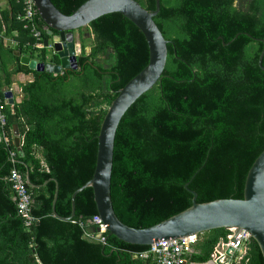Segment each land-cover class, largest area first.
Masks as SVG:
<instances>
[{
    "label": "trees",
    "instance_id": "1",
    "mask_svg": "<svg viewBox=\"0 0 264 264\" xmlns=\"http://www.w3.org/2000/svg\"><path fill=\"white\" fill-rule=\"evenodd\" d=\"M51 1L71 14L86 0ZM137 1L147 10L155 8V0ZM153 19L168 41L166 64L160 81L122 116L111 172L113 209L136 228L190 206L192 194L185 184L197 193L196 202L242 198L246 174L264 149V69L258 65L264 0H160ZM35 21L47 38L38 14ZM15 27L21 42L31 41L20 22ZM86 27L93 43L86 53L79 35L76 69L59 74L28 70L33 79L22 85L21 102L12 108L4 104L0 264H151L136 256L148 245L124 242L107 231L105 243L87 236L97 214L90 187L76 194L72 217L52 214L57 183L55 211L70 216L73 191L92 176L96 137L108 105L148 61L142 32L122 14L102 15ZM37 56L57 61L55 56L46 59L44 49ZM14 123L21 157L13 143ZM13 168L30 180L31 213L38 224L29 228L8 181ZM226 233L224 228L198 233L188 261H208ZM235 264H264L253 239Z\"/></svg>",
    "mask_w": 264,
    "mask_h": 264
},
{
    "label": "water",
    "instance_id": "2",
    "mask_svg": "<svg viewBox=\"0 0 264 264\" xmlns=\"http://www.w3.org/2000/svg\"><path fill=\"white\" fill-rule=\"evenodd\" d=\"M44 29L52 40V51L46 57L55 56L56 62L39 61L29 55H20L22 70L47 71L53 74L62 73L78 67L75 33L88 26L94 19L112 12H118L130 20L142 32L148 47L146 65L118 89L116 96L108 105L97 134V150L92 176L71 195V214L61 217L55 211L58 193L52 200V214L60 219H68L75 213V196L82 189L90 187L97 214L109 235L138 245H151L159 240L175 239L189 234H198L215 228L228 229L235 227L236 232L245 229L250 233L264 259V149L254 159L244 181L243 197L222 198L207 202H196L197 193L185 184L192 194V204L187 208L147 227L136 228L123 223L116 215L111 199V172L113 148L117 126L126 110L145 92L160 81L167 60V40L158 28L153 17L160 9V0H155V8L147 10L137 0H86L71 14L62 13L51 0H33ZM257 39V38H256ZM258 57L262 69L264 39ZM49 39H44L47 45ZM7 104H13L10 91L4 92ZM13 143L21 157V137L18 125H12ZM27 183L30 184L28 175ZM38 224V221H36ZM99 228L90 226L87 232L93 233ZM194 263V262H191ZM190 263V264H191ZM212 264V262H211Z\"/></svg>",
    "mask_w": 264,
    "mask_h": 264
},
{
    "label": "built area",
    "instance_id": "3",
    "mask_svg": "<svg viewBox=\"0 0 264 264\" xmlns=\"http://www.w3.org/2000/svg\"><path fill=\"white\" fill-rule=\"evenodd\" d=\"M20 9L15 14V20L21 23L24 30L27 31L31 41L26 43L27 47L33 50H48L52 51V45L44 44L42 30L37 26L35 16L37 14L33 0H15ZM1 39V38H0ZM4 104H6L5 97L0 90V134L3 137V127L6 124V117L4 112ZM6 140V138H4ZM14 156V152H11ZM8 181L15 194L17 211L22 218L24 226L31 227L37 219L31 213L32 196L28 188L27 180L15 168L11 169L8 175ZM95 226L99 230L93 233L87 232V236L95 238L102 243H105L104 233L106 229L98 214L94 215L89 221L88 227ZM251 239L250 233L241 229L236 232L235 227H229L225 238L220 239L214 245L209 261L212 264H235L247 252V244ZM198 240V234H189L187 236L175 239L159 240L149 245L147 249L139 253L141 259H150L151 264H190L187 255L192 252L194 245Z\"/></svg>",
    "mask_w": 264,
    "mask_h": 264
},
{
    "label": "crops",
    "instance_id": "4",
    "mask_svg": "<svg viewBox=\"0 0 264 264\" xmlns=\"http://www.w3.org/2000/svg\"><path fill=\"white\" fill-rule=\"evenodd\" d=\"M19 9V4L14 0H0V90L3 94L6 91L12 93L14 103L10 104L11 108L22 100V85L33 79V73L29 72V69L22 70L19 60L16 61L14 56L20 58V55H29L38 60L37 54L38 51H41L28 52L26 43L29 40L24 43L19 40L18 30L15 27L18 24L15 20V14ZM47 38L49 39L48 43L52 45L51 37L48 36ZM50 52L48 51V54ZM48 58L50 57H46V59ZM12 136L14 137L13 131ZM191 264H211V262L208 260Z\"/></svg>",
    "mask_w": 264,
    "mask_h": 264
},
{
    "label": "rangeland",
    "instance_id": "5",
    "mask_svg": "<svg viewBox=\"0 0 264 264\" xmlns=\"http://www.w3.org/2000/svg\"><path fill=\"white\" fill-rule=\"evenodd\" d=\"M77 33H78V37L80 34L82 36V42L81 43H83L85 52L86 53L89 52L90 48L92 46V43H93V34L91 33L90 29L85 26V27H83V30L81 31V33L79 32V30ZM76 43H77V45H76L77 51H78V53H80L82 47H81V43L79 42V38H77ZM47 52H48V50H47ZM99 61L101 63H103L104 65L106 64V61L104 60L103 57Z\"/></svg>",
    "mask_w": 264,
    "mask_h": 264
},
{
    "label": "flooded vegetation",
    "instance_id": "6",
    "mask_svg": "<svg viewBox=\"0 0 264 264\" xmlns=\"http://www.w3.org/2000/svg\"><path fill=\"white\" fill-rule=\"evenodd\" d=\"M77 32H78V31H77ZM77 32L75 33L76 40H77V38H79ZM78 54H79V53H78ZM78 54H77V55H78Z\"/></svg>",
    "mask_w": 264,
    "mask_h": 264
}]
</instances>
